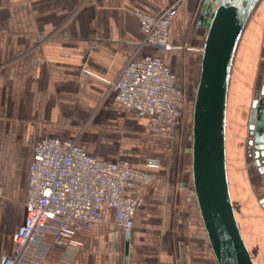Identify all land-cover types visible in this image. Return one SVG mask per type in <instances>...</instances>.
Instances as JSON below:
<instances>
[{
  "label": "crops",
  "instance_id": "0c3cea01",
  "mask_svg": "<svg viewBox=\"0 0 264 264\" xmlns=\"http://www.w3.org/2000/svg\"><path fill=\"white\" fill-rule=\"evenodd\" d=\"M174 1L0 0V259L12 253L13 235L25 218L34 145L49 136L74 140L102 161H128L153 180L129 191L138 206L127 256L126 231L114 224L109 210L104 223L77 236L82 246L51 252L48 264H216L194 193L169 186L172 163L161 142L175 129L149 134L148 117L115 102L109 89L129 59L145 55L168 65L183 89L198 83L206 29L195 25L191 45L184 48L187 79L174 52L187 40L198 0L186 1L177 11L166 49L140 45L135 13L158 16ZM83 71L90 73L85 79ZM228 150L226 137L227 157ZM247 167L249 176L261 179L254 165Z\"/></svg>",
  "mask_w": 264,
  "mask_h": 264
},
{
  "label": "built area",
  "instance_id": "2783aa9c",
  "mask_svg": "<svg viewBox=\"0 0 264 264\" xmlns=\"http://www.w3.org/2000/svg\"><path fill=\"white\" fill-rule=\"evenodd\" d=\"M186 1L175 0L158 16L135 13L143 35L140 45L166 49L172 20ZM203 1L197 2L198 14ZM88 75L83 71V79ZM109 89L115 102L148 117V133L168 135L179 126L186 93L159 57L129 59ZM152 180L148 172L128 161L99 160L74 140L40 138L28 168L25 218L13 235L12 253L2 256L0 264H48L51 252L82 246L77 236L104 223L109 210L114 224L130 231L138 201L129 191Z\"/></svg>",
  "mask_w": 264,
  "mask_h": 264
},
{
  "label": "water",
  "instance_id": "95a60500",
  "mask_svg": "<svg viewBox=\"0 0 264 264\" xmlns=\"http://www.w3.org/2000/svg\"><path fill=\"white\" fill-rule=\"evenodd\" d=\"M262 0H204L196 26L206 29L192 109L191 184L216 264H254L238 228L225 153L231 72L242 35ZM213 3L216 7H213ZM264 46V39H263ZM246 160L264 182V76L254 90L247 125ZM186 186V185H184ZM129 231L126 232L125 256ZM181 262L185 261L179 244Z\"/></svg>",
  "mask_w": 264,
  "mask_h": 264
},
{
  "label": "rangeland",
  "instance_id": "374dc122",
  "mask_svg": "<svg viewBox=\"0 0 264 264\" xmlns=\"http://www.w3.org/2000/svg\"><path fill=\"white\" fill-rule=\"evenodd\" d=\"M198 15L195 13L188 25L187 40L182 41V46L174 51L180 58L181 73L186 79L189 75L185 70L188 51L184 48L191 45L190 37L194 31ZM263 39L264 0L261 1L250 19L239 44L234 59L227 104L229 125H227L226 137H228L230 147L227 168L233 207L240 231L253 257L254 264H264V183L260 177L247 174L248 161L246 160L245 147L253 92L254 89L260 88L264 76ZM196 86L197 81H194L190 88L186 86L184 89L187 101L179 126L173 131L171 137L165 136L161 142L165 150L163 154L172 163V180L169 186L184 193L193 192L191 156L187 149L191 147L192 109ZM86 127L87 125L81 128V134ZM148 162H151L150 159L147 160V164ZM182 182H187L188 186L183 188Z\"/></svg>",
  "mask_w": 264,
  "mask_h": 264
},
{
  "label": "bare ground",
  "instance_id": "6f19581e",
  "mask_svg": "<svg viewBox=\"0 0 264 264\" xmlns=\"http://www.w3.org/2000/svg\"><path fill=\"white\" fill-rule=\"evenodd\" d=\"M257 8H258V7H257ZM256 10H257V9H256ZM254 13H255V12H254ZM247 26H248V24H247ZM246 28H247V27H246ZM242 37H243V35H242ZM241 40H242V38H241ZM241 40H240V42H241ZM236 53H237V52H236ZM235 57H236V55H235ZM233 64H234V63H233ZM232 69H233V68H232ZM231 74H232V72H231ZM230 81H231V79H230ZM229 88H230V84H229ZM228 94H229V90H228ZM227 104H228V102H227ZM226 126H227V111H226ZM225 144H226V131H225ZM225 153H226V147H225ZM226 162L228 163V161H227V153H226ZM227 177H228V185H229L230 197H231V201H232V193H231L230 182H229L228 168H227ZM232 206H233V203H232ZM233 208H234V207H233ZM234 215H235L236 222H237V225H238V220H237V217H236L235 211H234ZM238 228H239V225H238ZM239 230H240V228H239ZM240 233H241V231H240ZM241 236H242V233H241ZM242 238H243V236H242ZM243 240H244V238H243ZM244 243H245V245H246L248 251L250 252V250H249V248H248L247 243L245 242V240H244Z\"/></svg>",
  "mask_w": 264,
  "mask_h": 264
},
{
  "label": "trees",
  "instance_id": "16d2710c",
  "mask_svg": "<svg viewBox=\"0 0 264 264\" xmlns=\"http://www.w3.org/2000/svg\"><path fill=\"white\" fill-rule=\"evenodd\" d=\"M227 128V127H226Z\"/></svg>",
  "mask_w": 264,
  "mask_h": 264
}]
</instances>
